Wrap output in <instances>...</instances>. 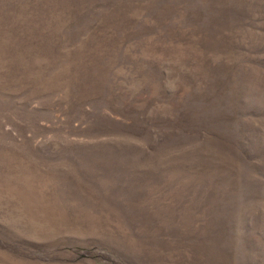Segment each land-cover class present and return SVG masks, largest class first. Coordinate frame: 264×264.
Listing matches in <instances>:
<instances>
[{"label":"rangeland","instance_id":"obj_1","mask_svg":"<svg viewBox=\"0 0 264 264\" xmlns=\"http://www.w3.org/2000/svg\"><path fill=\"white\" fill-rule=\"evenodd\" d=\"M0 264H264V0H0Z\"/></svg>","mask_w":264,"mask_h":264}]
</instances>
